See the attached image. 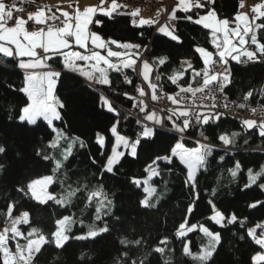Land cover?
<instances>
[{
	"label": "snow or ice",
	"instance_id": "6c2138e0",
	"mask_svg": "<svg viewBox=\"0 0 264 264\" xmlns=\"http://www.w3.org/2000/svg\"><path fill=\"white\" fill-rule=\"evenodd\" d=\"M105 3L106 0H100V5L87 6L83 10L78 5L74 7L70 4L69 7H74L71 14L57 7V15L51 9L46 11L43 6L28 11L23 6L18 7L16 0H12V3L0 0V55L4 58H21L17 67L25 71L22 86L17 88L7 85L11 91L26 97L24 106L16 109L13 121L29 131L42 133L31 157L39 168L14 183L18 199L9 197L8 201L11 202L6 201L5 209L0 213L5 218V226L0 229V264H40L50 247L64 249L70 239L94 241L103 234H111L118 226L124 232L119 237L121 247L114 264H160V260L165 257L169 258L164 259V264H171L169 254L173 250L168 247L169 238L158 237L152 241L134 224L125 225L113 211L114 194L105 183L106 175L116 176L120 172L122 160L127 157L138 159V149L154 144L160 136L169 138L167 148L162 153H153L142 166L141 176H132L128 180V187L136 190L137 205L146 214L163 215L162 199L169 186L167 177L178 166H182L184 184L192 200L185 205L182 222L175 229L174 238L180 241L182 254L196 264H216L223 250L224 238L221 231L206 226L207 221L220 229L237 223L245 227V221L235 213L229 215L220 210L212 199L207 201L211 215L206 217L205 222H191L189 217L193 216L197 208L199 182L204 173L209 172L210 158L214 152L220 151L224 154L219 156V161L223 162L229 146L234 145V138L239 133H231V138L228 133L218 134L216 140L219 143H213L206 134L205 126L217 124L224 115L223 112L214 111L218 108V94L225 101V109H229L232 104L239 109L250 108L251 113L255 114L257 108L251 107L255 103L264 111V103H261L264 101V86L258 89L250 86L237 100L230 102L225 94V89L234 84L233 74L227 67L229 60L245 65L264 63V42H261L264 39V0L251 5L249 12L238 11L231 19L217 15L213 7L216 0H178L167 19L191 21L209 30L215 52L196 46L194 51L199 54L203 67L198 70L190 60L185 59L180 61V68L170 73L165 67L169 59L167 56L151 57L147 46L120 43L94 30L104 23L98 14L109 19L125 14L119 11L125 5L119 4L117 0H111L106 8L103 6ZM239 7H245L244 0H240ZM194 8L205 11L203 14L193 12ZM177 9L185 15L177 16ZM138 14V8L127 13L133 18ZM131 23L143 27L151 26L156 21L141 18L139 21L133 19ZM157 31L178 44L183 42L176 24L171 28L159 26ZM140 35L143 36V33ZM112 45L123 51L113 50ZM102 52L106 54L102 55ZM214 56L218 59H214ZM213 68H219V71ZM126 69L135 71L146 88L134 84L125 73ZM110 73H118L123 77V83L132 85V94L120 88L115 79L110 78ZM65 74L82 78L85 90L98 92L97 108L110 115V136L106 138L97 132L94 137L99 146V155L103 157L100 161L94 156L91 158V164L98 165L97 171L93 173L96 177L94 180H90L86 174L82 178L72 169L74 151L87 145L79 135L74 136L68 130L64 121L68 101L57 94L56 87ZM186 75L190 78L186 79ZM168 82L178 90L166 92L165 85ZM121 96L132 101L128 113L123 116L115 103ZM143 98H147L148 102ZM161 98L170 101L171 106L153 103ZM133 108L137 109L135 113L131 111ZM130 115L135 116L134 122L138 126L131 136L121 134L119 130L122 121ZM240 124L249 130L257 129L258 134L264 137V118L259 122L245 119ZM197 128L200 129L198 135L195 134ZM188 140L193 141V147L186 146ZM244 142L247 143V139ZM106 144L108 150H105ZM7 155L8 146L0 143V157ZM240 168V162L236 161L235 166L228 171L235 178ZM4 170L5 165L0 162V172ZM247 175L245 189L256 185L264 191V182L257 183L264 178V167L258 172L249 168ZM55 186L59 187V192ZM215 195L216 191L213 190L212 196ZM24 199L39 205L51 206L49 202H52L65 210L73 205H82L81 214L87 212L92 222L87 225L86 232L75 234L72 232L73 225H84L85 221L75 219L74 214L61 215L55 220L54 230L46 234L39 227L31 226L29 211L20 210L19 201ZM258 206L264 207V202L248 204L250 209ZM15 212L19 214L14 215ZM8 221H11L10 227L7 226ZM21 225L29 227L22 229ZM190 233L202 237L197 251L192 250ZM247 238L260 249H253L255 254L250 256V264H264V222L246 227V237L242 239ZM145 247L148 251L142 252ZM84 259L85 255L82 254L81 260Z\"/></svg>",
	"mask_w": 264,
	"mask_h": 264
},
{
	"label": "trees",
	"instance_id": "16d2710c",
	"mask_svg": "<svg viewBox=\"0 0 264 264\" xmlns=\"http://www.w3.org/2000/svg\"><path fill=\"white\" fill-rule=\"evenodd\" d=\"M239 4L240 0H216L214 7L219 17L231 19L237 14ZM203 11L205 9H193V12ZM123 13L125 14L115 16V19H109L98 14V18L102 19L104 23L102 27L94 30L103 37L114 39L120 43L147 45L151 51V57L167 56L169 59L165 67L168 73L180 68V61L185 59L190 60L196 69L202 68L203 64L199 54L194 51L196 46L204 47L210 51L214 50L209 30L191 21L175 20L174 24L177 25L178 34L183 41L178 44L159 33L154 26H134L131 23L133 18L127 15V12ZM184 15L185 13L182 11L177 13V16L180 17ZM141 32L143 36L140 35ZM261 42H264V39ZM227 67L230 68L234 79V84L225 89V94L229 100H237V97L242 92L247 91L250 86L257 89L264 86V63L245 65L229 60ZM125 73L134 84L140 86V78L135 71L126 69ZM110 78L115 79L120 88L132 94V85L123 83V77L118 73H110ZM185 78L189 79L190 76L186 75ZM23 80L24 72L17 67V58H4L0 55V143L8 146L7 157H0V162L5 165V170L0 172V213L5 209L9 197L18 199L13 188L14 183L39 168V165L31 157L33 148L38 143L42 133L29 131L13 121L16 109L24 106L26 97L22 93L11 91L7 85H14L19 88L22 86ZM81 81L82 78L80 77L65 74L57 84L56 91L58 95L68 101V107L64 113V121L68 130L74 136L79 135L87 145L83 149L74 151L75 161L72 169L82 178L86 174L90 180H94L96 177L93 176V173L97 171L98 165H92L91 158L94 156L98 161L103 160V157L99 155V146L95 143L94 137L97 132L104 134L106 138L110 136L108 128L111 121L110 115L101 112L96 106L99 93L90 89L85 90ZM172 90L178 89L168 82L165 85V91L171 93ZM115 103L123 116L128 113L132 101L121 96ZM256 105L258 104H251V106ZM131 111L135 113L137 109L133 108ZM134 121L135 116L132 115L128 116L127 120L122 121L119 128L121 134L131 136L138 128ZM240 122L238 119L223 115L217 124H212L210 127L205 126L206 134L212 138L211 142L213 143H219L216 137L221 133L230 135L236 132L239 135L234 138V145L229 146V151L223 162L219 161V156L223 155V152L216 151L213 153V157L210 158L209 172L204 173L199 182L197 208L193 216L189 217L191 222H205L206 217L210 215V206L207 201L212 199L220 210L229 215L235 213L239 219L245 221V227H241L237 223L229 225L225 229H220L219 226L207 221L206 226L221 231L224 238L223 250L220 251L216 264H250V256L255 254L253 249L260 250L258 246L251 243L250 238L242 239V237H246V227L254 226L256 222H264V207L258 206L254 209L248 207L249 203L255 201L264 202V191H261L256 185L251 188H244V185L248 183V169L251 168L253 172H258L264 167V137L258 134L257 129L249 130L242 127ZM199 130V128L195 130L196 135H198ZM189 131L192 132L191 129ZM245 139H247V143L244 142ZM169 142L168 137L160 136L156 138L154 144L145 145L142 150L138 149V159L134 160L127 157L122 160L123 167L120 172L116 176L106 175L105 183L110 192L114 194L115 207L113 211L116 216L121 217L125 225L134 224L152 241L158 237L167 236L169 238L168 247L173 250L169 254L171 264H196L190 257L182 254L181 243L174 238L175 229L182 222L185 205L192 200L189 189L184 184L185 176L184 172L181 171L182 166H178L167 177L169 186L162 199L161 211L163 215L146 214L137 205L136 190H130L128 187V180L132 176H141L145 161L153 153H162ZM186 146L193 147V141L188 140ZM105 150H108L107 144ZM236 161L240 162L241 168L237 176L233 178L228 169L233 168ZM260 182H264V178L257 183ZM55 187L59 192V187ZM160 190L158 189V191ZM213 190L216 191L215 196H212ZM19 203L21 211L30 212L31 226L39 227L46 234L49 230H54L55 220L61 215L74 214L75 219L85 221L84 225L79 223L73 225L72 232L75 234L86 232L88 230L87 225L92 222L87 212L81 214L82 205H73L65 210L52 202H49L51 206L39 205L28 199L19 201ZM16 213L19 212L14 214ZM96 223L97 225L100 224V222ZM4 225L5 218L0 214V228ZM20 227L26 229L29 226L21 225ZM123 232L124 229L118 226L117 230L111 234H103L94 241L70 239L64 249L50 247L48 253L41 258L40 264H114L115 258L119 255L118 249L121 247L118 242L119 237ZM189 235L193 240L192 250L197 251L202 237L199 234L190 233ZM153 246L155 245L153 244ZM141 251L147 252L148 249L145 247ZM82 254L85 255L84 260H81ZM168 258L161 259L160 264H164V259Z\"/></svg>",
	"mask_w": 264,
	"mask_h": 264
},
{
	"label": "crops",
	"instance_id": "0c3cea01",
	"mask_svg": "<svg viewBox=\"0 0 264 264\" xmlns=\"http://www.w3.org/2000/svg\"><path fill=\"white\" fill-rule=\"evenodd\" d=\"M129 0H117V2L121 5H125V7L121 8L119 11L127 12L130 13L134 10L137 9L134 8L132 11L128 10L127 4ZM147 4V9H139V14L137 17L133 18L139 21V19H151L156 21V23L152 24L151 26H154L155 29L159 26H164L166 24H171L173 25V22L175 20H168L167 22H161V17L162 14L165 12L167 17L169 15V11L173 8L176 7L178 4V0H143ZM111 0H106V3L103 5L105 8L108 7V4H110ZM260 0H244L245 7L240 8L239 7V12H249L250 11V6L253 5L254 3H258ZM6 3H12V0H6ZM17 6H23L25 7L28 11H35L37 9V6H43L45 10L51 9L52 12H56L57 7H59L62 11H67L70 14L73 12L74 7L78 5V7L83 10L87 6H98L100 5V0H36L35 3L32 2V0H23V3L21 4V0H16ZM73 5L74 7H69V5ZM214 7V5H213ZM195 9V8H194ZM164 11V12H163ZM181 11L177 9V13ZM204 12V11H203ZM203 12H200L203 14ZM57 15H59V12H56ZM218 15V14H217ZM258 23V21H257ZM172 27V26H171ZM113 50L117 51H123V49H117L115 45L111 46ZM78 51H83L82 49H75ZM99 51V50H98ZM210 51V50H209ZM212 52H215L214 50H211ZM103 54H106L102 52ZM102 54V55H103ZM21 58H17V63L18 60ZM23 59H28V58H23ZM115 59V58H113ZM212 67V66H210ZM22 70V69H21ZM214 71H219L218 68H213ZM25 75V71L22 70ZM36 71H40L37 69ZM142 79V78H141ZM150 93V90H148Z\"/></svg>",
	"mask_w": 264,
	"mask_h": 264
},
{
	"label": "built area",
	"instance_id": "2783aa9c",
	"mask_svg": "<svg viewBox=\"0 0 264 264\" xmlns=\"http://www.w3.org/2000/svg\"><path fill=\"white\" fill-rule=\"evenodd\" d=\"M128 3L129 4H127V8L130 11H132L136 7L137 8L146 7L145 2H142L141 0H129ZM162 19H164V20H162L163 22L168 21L167 15L165 12L162 14ZM142 46H147V45H142ZM147 47L149 48V46H147ZM145 58H148V57L145 56ZM214 59H218V58L214 56ZM143 99H145L146 103L148 102L147 98H143ZM228 101L230 102L233 100L228 99ZM153 103H156L157 106H164V105L171 106V102L168 101L166 98H161L157 102H153ZM206 103H211V101H207ZM216 103L218 105V108L215 109L214 111L223 112L224 115L233 117L235 119H238L239 121H242L245 119H256L257 121H259L260 119L264 118V111H261L259 105L251 106V107L257 108V112L255 114H252L250 111V108L239 109V108H236L235 105H232V104L229 105V109H225L223 107V104L225 103V101L219 96V94H218ZM150 107H151V105H150ZM202 110H206V109H202Z\"/></svg>",
	"mask_w": 264,
	"mask_h": 264
},
{
	"label": "rangeland",
	"instance_id": "374dc122",
	"mask_svg": "<svg viewBox=\"0 0 264 264\" xmlns=\"http://www.w3.org/2000/svg\"><path fill=\"white\" fill-rule=\"evenodd\" d=\"M141 1L144 2L143 0H141ZM129 3H130V2H129ZM129 3H128V4H129ZM145 4H146V3H145ZM147 7H148V6H147V4H146V7H142V8H140V9H147ZM162 20H164V19H162V17H161V20H160V21L163 22ZM166 25H167L169 28H171V26H172L170 23H169V24H166ZM101 54H103V53H101ZM218 69H219V68H218ZM139 78H140V77H139ZM141 81H142V79L140 78V86H143V87L146 88V85H143V84L141 83ZM149 95H150V93H149ZM155 104H156V103H155ZM101 134H102V133H101ZM102 135H104V134H102ZM104 136H105V135H104ZM18 214H19V213H16V214H14V215H18ZM210 215H211V212H210ZM10 225H11V221H8L7 226L10 227ZM4 226H5V225H4ZM4 226H3V227H4ZM3 227H2V228H3ZM2 228H0V229H2Z\"/></svg>",
	"mask_w": 264,
	"mask_h": 264
},
{
	"label": "bare ground",
	"instance_id": "6f19581e",
	"mask_svg": "<svg viewBox=\"0 0 264 264\" xmlns=\"http://www.w3.org/2000/svg\"><path fill=\"white\" fill-rule=\"evenodd\" d=\"M175 23V21L173 22V24ZM25 76V75H24ZM233 118V117H232ZM259 122V121H258Z\"/></svg>",
	"mask_w": 264,
	"mask_h": 264
}]
</instances>
